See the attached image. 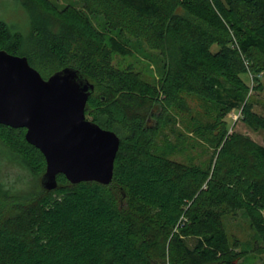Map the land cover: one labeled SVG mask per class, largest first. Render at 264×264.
<instances>
[{"label":"trees","instance_id":"trees-1","mask_svg":"<svg viewBox=\"0 0 264 264\" xmlns=\"http://www.w3.org/2000/svg\"><path fill=\"white\" fill-rule=\"evenodd\" d=\"M18 1L30 30L0 20V51L46 79L78 71L94 85L86 116L121 144L109 185L60 174L22 194L0 180V264H239L247 251L223 222L238 211L264 264V145L227 121L239 110L264 132V0ZM190 134L203 152L177 159ZM25 135L0 125L1 146L41 181L45 156Z\"/></svg>","mask_w":264,"mask_h":264},{"label":"water","instance_id":"water-1","mask_svg":"<svg viewBox=\"0 0 264 264\" xmlns=\"http://www.w3.org/2000/svg\"><path fill=\"white\" fill-rule=\"evenodd\" d=\"M93 91L76 70L46 79L27 57L0 51V125L25 128L27 142L43 153L46 190L57 188L60 174L73 184L113 180L121 139L86 118Z\"/></svg>","mask_w":264,"mask_h":264},{"label":"rangeland","instance_id":"rangeland-1","mask_svg":"<svg viewBox=\"0 0 264 264\" xmlns=\"http://www.w3.org/2000/svg\"><path fill=\"white\" fill-rule=\"evenodd\" d=\"M51 1L59 7H64L68 4L80 5L76 0ZM0 20H3L16 28H19L25 33L30 30L29 17L18 0H0ZM92 21L96 22V19H92ZM128 61L130 63H142L140 66H138V68H141L142 70L146 69V65H148V61H146L140 53H137V56H135V58L129 59ZM40 66L44 70V72L48 70V68L44 67V65L41 64ZM148 68L155 73L154 70H156V68L154 66L149 65ZM145 75H147V73ZM245 79L251 86V76H248ZM253 94L254 97L257 98V101H264V92H254ZM190 102L192 106L196 107V109H202L200 103L192 99H190ZM255 111L262 114L264 113V109L260 104H257L255 106ZM240 116L241 112L239 110H234L229 114V116L227 117V121L231 128L230 131H235L247 135L258 144L264 145V132L253 130L243 121H241ZM86 118L92 121L90 117L86 116ZM178 126L184 129L182 123ZM191 135L192 134H190L189 136L191 137ZM1 145L2 144H0V180L4 184L6 189L8 191L10 190L12 192H19L22 194L38 191V188H41V176L33 174L32 172L22 167L19 163H16L13 159H11V156L6 151V149ZM183 145L184 154H176L175 156L180 160L187 159V156L194 157L195 155H199L205 148V145L197 141L196 137H191V139H188ZM201 158L203 159L204 156ZM223 222L232 243L237 244V248H235L238 251H247V254L239 264H261L263 257L257 255L254 252L256 246L261 242L259 241L256 231L251 226V221L245 214V212L238 211L236 213L227 214L224 217Z\"/></svg>","mask_w":264,"mask_h":264}]
</instances>
